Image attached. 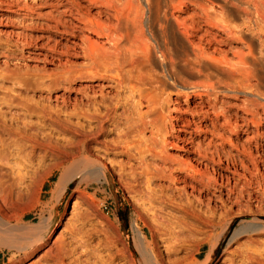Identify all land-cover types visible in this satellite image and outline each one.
<instances>
[{
	"label": "rangeland",
	"instance_id": "1",
	"mask_svg": "<svg viewBox=\"0 0 264 264\" xmlns=\"http://www.w3.org/2000/svg\"><path fill=\"white\" fill-rule=\"evenodd\" d=\"M125 1L0 0V110L21 113L20 97L34 110L28 126L15 123L8 134L0 126V205L27 223L53 217L43 247L27 256L0 250V264H59L57 249L70 241L76 252L65 263L133 264L139 231L155 238L167 263L201 261L226 222L209 264H248L243 254L264 250V233L232 240L239 211L264 220V89L252 87L247 67L236 63L248 49L216 15L222 0H180L172 23L177 31L185 24L190 56L198 47L230 63L188 76L190 86L180 90L166 89L160 71L142 69L133 75L142 80L133 78L118 103L110 77L80 75L93 68L94 42L110 47L90 21L108 31L116 23L106 19L114 11L109 3L121 11ZM140 91L150 95V107L146 99L138 104ZM102 114L108 120L100 131ZM89 122L96 136L88 144L108 175L78 187L79 176L53 196L56 165L84 140ZM146 194L156 218L151 211L138 216Z\"/></svg>",
	"mask_w": 264,
	"mask_h": 264
},
{
	"label": "bare ground",
	"instance_id": "2",
	"mask_svg": "<svg viewBox=\"0 0 264 264\" xmlns=\"http://www.w3.org/2000/svg\"><path fill=\"white\" fill-rule=\"evenodd\" d=\"M179 1L126 0L121 11L115 10L108 2L114 11L111 12L112 14L109 13L106 19L110 21L114 18L116 20L114 26H108V31H105L102 24L94 21H90V23L99 33L106 34L110 47L105 48L104 45L94 42L90 47L93 68L86 74H81L80 77H110L117 88L114 95L117 97V102L120 103L121 99H125V97H121V93L127 86L131 85L133 78L142 80L133 76L135 72H140L142 69L153 72L160 71L162 77L160 81L166 89L180 90L190 86L188 76L202 74L205 70L210 69L219 70L217 61L230 63L232 60L226 56L217 58L211 55L207 58L205 52L198 47H192L194 58H192L193 55L190 56L188 51L190 42H187L189 39L185 24L181 21L178 22V26L185 30L177 31L172 23L174 17L172 8ZM180 3L182 2L180 1ZM218 5L221 11L216 12V15L230 29V35L243 41L248 49L247 52H241L237 55L236 63L247 67V82L260 92V89H264V0H222ZM218 86L214 83L209 87L216 89ZM131 88L135 90L134 85ZM15 99H10V110H13L12 106ZM143 99L148 101L149 107L153 103L149 94L140 91L138 104H141ZM20 100L23 102L20 107L21 113L17 111L19 107H15L16 111L10 112L11 115L8 117V112L0 110V126L3 127L2 132L4 134L11 132L15 123L21 122L25 126L29 125L26 119L28 116H32L33 106L26 102L24 97H20ZM47 113L52 114L53 112ZM56 113L60 114L59 112ZM107 117L108 115L102 114L98 118L99 123L95 127H100V131L104 129L103 125L105 122L107 123L108 119H105ZM89 124L91 130H85L84 140L78 142L74 146V150L63 154V160L56 165L60 175L55 181L53 196L62 197L67 192L70 183L79 176H81V180L78 187L91 180L107 177L106 162L95 154L96 148L88 144V141L96 136V133L92 131V122ZM15 129L19 131L21 128L17 126ZM119 143L120 140L113 144L114 149L120 147ZM106 146L108 147V144ZM121 148L127 147L121 146ZM149 198L150 195L148 194L141 198L143 207L142 211L138 213L140 218L150 216V211L152 218L157 217V210L152 206H146L145 201ZM10 211L11 208L7 204L0 205V250L6 249L12 251L14 255L27 256L43 247L52 227L53 217L46 218L41 215L38 221L27 223L21 214ZM239 212L241 214L238 217L241 218L242 224L233 235V241L243 233H264V220L259 215L248 210ZM230 223L222 224V231L215 237V240H209L210 251L204 260L188 258L186 261L183 260L185 261L183 264L211 263L212 254L217 248L220 237L228 230ZM214 226L215 224L212 225V227ZM72 237H74V233H71ZM134 242L135 250L139 255V262L134 260L133 264H174L167 263L161 257V253L156 249L154 237L149 238L139 231ZM72 244L73 241L63 243L57 249L55 258L59 264L73 263H65L66 257L76 252V247L69 248ZM199 253L198 250V252H193L191 256L196 257ZM243 258L249 260L248 264H264V250L254 249L251 254H243Z\"/></svg>",
	"mask_w": 264,
	"mask_h": 264
}]
</instances>
